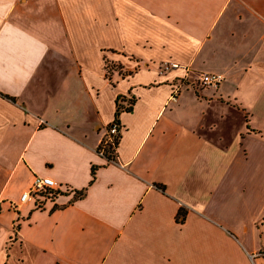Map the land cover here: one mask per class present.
I'll return each instance as SVG.
<instances>
[{"label":"crops","instance_id":"crops-1","mask_svg":"<svg viewBox=\"0 0 264 264\" xmlns=\"http://www.w3.org/2000/svg\"><path fill=\"white\" fill-rule=\"evenodd\" d=\"M0 264H264V0H0Z\"/></svg>","mask_w":264,"mask_h":264},{"label":"built area","instance_id":"built-area-1","mask_svg":"<svg viewBox=\"0 0 264 264\" xmlns=\"http://www.w3.org/2000/svg\"><path fill=\"white\" fill-rule=\"evenodd\" d=\"M173 66L174 64H169ZM163 69L168 67V64L162 66ZM223 80V75L216 72H200L196 75V78L191 83L179 81L171 88L168 100L175 101L176 95L181 88L190 86L191 88L198 87H216ZM128 100V99H127ZM124 103V101H123ZM125 106H131L129 102H126ZM120 133V124L117 119L114 118L107 124L105 133L100 138L96 147V153L98 156L104 158L109 162L116 158L115 150L118 142V134ZM61 193H73L72 188L68 185L57 182L53 178L48 176H33L30 185L23 190L17 201H9V208L13 211H17L21 205L31 204L35 208H42L45 204L50 206L55 204V198ZM18 218L13 221V230L16 231Z\"/></svg>","mask_w":264,"mask_h":264},{"label":"trees","instance_id":"trees-1","mask_svg":"<svg viewBox=\"0 0 264 264\" xmlns=\"http://www.w3.org/2000/svg\"><path fill=\"white\" fill-rule=\"evenodd\" d=\"M119 100H122V99H119V98L116 99V106H115V111H114V118H117V116H118V114H119L120 111L129 110L131 108V106H125L126 102H129L130 104L133 102V99L132 100H130V99L127 100L126 99V100H124V104L122 105V104H120ZM118 139H119V134H118ZM91 173H92V177H93V174H94L93 169H92ZM180 215H182V217L184 215V212H183L182 209H179V211H178V215L177 216H180Z\"/></svg>","mask_w":264,"mask_h":264}]
</instances>
